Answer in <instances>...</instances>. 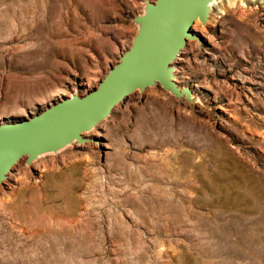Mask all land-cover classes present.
Wrapping results in <instances>:
<instances>
[{"label": "rangeland", "instance_id": "374dc122", "mask_svg": "<svg viewBox=\"0 0 264 264\" xmlns=\"http://www.w3.org/2000/svg\"><path fill=\"white\" fill-rule=\"evenodd\" d=\"M156 2L0 0V123L95 88ZM191 28L175 80L5 171L0 264H264V0Z\"/></svg>", "mask_w": 264, "mask_h": 264}, {"label": "water", "instance_id": "95a60500", "mask_svg": "<svg viewBox=\"0 0 264 264\" xmlns=\"http://www.w3.org/2000/svg\"><path fill=\"white\" fill-rule=\"evenodd\" d=\"M205 0H157L147 6L133 45L123 51L97 86L46 105L39 112L0 123V181L6 170L38 145L80 138L135 87L153 79L168 85L166 66L192 34V24L206 11ZM200 15V16H201Z\"/></svg>", "mask_w": 264, "mask_h": 264}, {"label": "bare ground", "instance_id": "6f19581e", "mask_svg": "<svg viewBox=\"0 0 264 264\" xmlns=\"http://www.w3.org/2000/svg\"><path fill=\"white\" fill-rule=\"evenodd\" d=\"M213 1L214 0H205L204 1V5L207 7L208 5H210V4H212L213 3ZM200 15H201V13L199 12L198 13V15L196 16V19L198 18H200ZM184 48H185V46H183L182 48H181V51L179 50V52H177L171 59H170V61H169V63H168V65L166 66V68H165V70H166V76L168 77V80H169V78H170V80H175L174 78V76H175V70L173 69V67H172V64L174 63V62H178V61H180V60H182V51L184 50ZM169 64H170V67H169ZM154 81H157V82H159V79L157 80V79H153ZM152 81V80H151ZM139 88V87H138ZM140 89V88H139ZM141 90V89H140ZM129 95V94H128ZM128 95H126L125 97H122L119 101H123L124 99H126V97L128 96ZM117 105V104H116ZM94 128V127H93ZM86 131V130H85ZM73 140H74V138H73ZM72 140V141H73ZM73 142H75V141H73ZM65 145V144H64ZM64 145H62V146H64ZM68 145H69V143H68ZM70 145H71V143H70ZM48 147H50V146H48ZM48 147H46V148H48ZM46 151L48 150V149H45ZM51 150V149H50ZM38 153H40V152H38ZM37 153V154H38ZM43 153V152H42ZM5 180V179H4Z\"/></svg>", "mask_w": 264, "mask_h": 264}]
</instances>
